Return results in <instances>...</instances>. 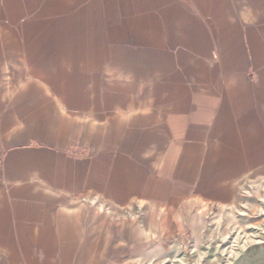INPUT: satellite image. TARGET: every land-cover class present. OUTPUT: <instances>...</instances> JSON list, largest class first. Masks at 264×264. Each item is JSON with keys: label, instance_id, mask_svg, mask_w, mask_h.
Returning a JSON list of instances; mask_svg holds the SVG:
<instances>
[{"label": "crops", "instance_id": "obj_1", "mask_svg": "<svg viewBox=\"0 0 264 264\" xmlns=\"http://www.w3.org/2000/svg\"><path fill=\"white\" fill-rule=\"evenodd\" d=\"M264 0H0V264H264Z\"/></svg>", "mask_w": 264, "mask_h": 264}, {"label": "rangeland", "instance_id": "obj_2", "mask_svg": "<svg viewBox=\"0 0 264 264\" xmlns=\"http://www.w3.org/2000/svg\"><path fill=\"white\" fill-rule=\"evenodd\" d=\"M249 235L256 237L258 230L264 231V197L258 201L257 209L247 210Z\"/></svg>", "mask_w": 264, "mask_h": 264}]
</instances>
